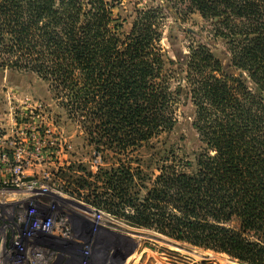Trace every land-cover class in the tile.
Here are the masks:
<instances>
[{"label": "trees", "instance_id": "obj_1", "mask_svg": "<svg viewBox=\"0 0 264 264\" xmlns=\"http://www.w3.org/2000/svg\"><path fill=\"white\" fill-rule=\"evenodd\" d=\"M169 3L213 23L234 73L205 44L177 56L204 146L194 173L169 157L144 193L143 171L127 158L178 122L162 48L166 7L136 9L124 33L120 0H0V68L48 83L89 143L115 155L116 166L96 177L102 188L89 185L87 204L240 264H264V0Z\"/></svg>", "mask_w": 264, "mask_h": 264}, {"label": "rangeland", "instance_id": "obj_2", "mask_svg": "<svg viewBox=\"0 0 264 264\" xmlns=\"http://www.w3.org/2000/svg\"><path fill=\"white\" fill-rule=\"evenodd\" d=\"M120 1L115 14L123 23L124 33L131 31L136 9L167 8L162 48L169 61L168 68L173 70V88L180 98L174 129L127 158L143 171L140 185L144 193L169 157L188 162L184 171L194 173L196 159L204 146L193 125L195 108L188 96L185 72H180L175 63L177 56L187 55L191 45L205 44L226 71L234 73V69L228 46L215 37L213 23L198 13H189L181 6L172 5L177 0ZM168 3L175 8L169 7ZM87 135L83 124L78 118L70 117L48 83L34 73L0 68V152L5 151L11 157L18 147L23 158L19 164L13 160L6 165L0 163V176H25L26 186L34 177L60 193V198L44 195L40 199L45 204H52L59 217L69 219L73 239L68 243V249L66 243L53 247L45 245L47 251L42 261L33 259V245L27 242L26 254L19 251L6 254L14 242L22 241L20 234L25 227L21 226V221L26 218L25 209L31 195L27 192L17 196L21 200L13 204L10 199L15 195L0 191V243L4 241V248H0V264H240L226 255L136 227L101 210L102 218L95 217L94 210L98 209L87 204L85 199L92 191L89 185L97 183L102 188V183L96 179L99 170L116 166L117 160L112 152L91 145ZM88 173L94 176H87ZM46 176L48 179H44ZM2 181L0 190L15 189ZM63 199L80 204L94 214L75 208Z\"/></svg>", "mask_w": 264, "mask_h": 264}, {"label": "built area", "instance_id": "obj_3", "mask_svg": "<svg viewBox=\"0 0 264 264\" xmlns=\"http://www.w3.org/2000/svg\"><path fill=\"white\" fill-rule=\"evenodd\" d=\"M32 136L35 138V135ZM12 160L18 164L23 160L21 157V150L18 147L15 148V153H13L11 157L5 151L0 152V163L2 165L9 164ZM1 179L3 180V184L15 187L14 190L7 192L0 190L2 194L9 193L16 196H13L14 198L10 199L11 201L8 199L11 203H19L21 199L17 198V196L27 192L31 195L30 203H27L25 209L26 218L21 221V226L25 227L20 234L22 241L14 242L13 247L10 250H6L5 253L12 255L15 251H19L26 254V246L33 245V259L42 261L43 254L47 251L45 245L53 247L55 244L64 245L66 243L68 249V243L73 242L70 229L72 227L69 224V219L66 217H59L52 204H45L40 199V197L44 195L60 198L59 195L61 194H57V191L43 185L42 182L34 177H32L33 180L27 186L24 181L25 176H3ZM44 179H48V176ZM31 200H34V203H32ZM102 216L103 215L97 217L95 215L97 218H101ZM0 248H4V241L0 243Z\"/></svg>", "mask_w": 264, "mask_h": 264}, {"label": "bare ground", "instance_id": "obj_4", "mask_svg": "<svg viewBox=\"0 0 264 264\" xmlns=\"http://www.w3.org/2000/svg\"><path fill=\"white\" fill-rule=\"evenodd\" d=\"M62 202V201H61ZM63 202H65V203H70L71 205H73L75 208H78V209H80V210H83L84 212H86V213H88V214H94L91 210H89V209H87V208H85V207H82L81 205H79V204H74V203H71V202H68L67 200H64L63 199ZM64 204V203H63ZM73 208V207H72ZM77 209V210H78ZM102 218V217H101ZM106 221V220H105Z\"/></svg>", "mask_w": 264, "mask_h": 264}, {"label": "water", "instance_id": "obj_5", "mask_svg": "<svg viewBox=\"0 0 264 264\" xmlns=\"http://www.w3.org/2000/svg\"><path fill=\"white\" fill-rule=\"evenodd\" d=\"M80 205V204H79ZM83 207V206H82ZM95 215L97 216V217H99V216H101L102 215V213L100 212V211H98V210H95Z\"/></svg>", "mask_w": 264, "mask_h": 264}, {"label": "flooded vegetation", "instance_id": "obj_6", "mask_svg": "<svg viewBox=\"0 0 264 264\" xmlns=\"http://www.w3.org/2000/svg\"><path fill=\"white\" fill-rule=\"evenodd\" d=\"M58 259L63 260L62 258H58Z\"/></svg>", "mask_w": 264, "mask_h": 264}, {"label": "crops", "instance_id": "obj_7", "mask_svg": "<svg viewBox=\"0 0 264 264\" xmlns=\"http://www.w3.org/2000/svg\"><path fill=\"white\" fill-rule=\"evenodd\" d=\"M3 178V176L0 177V179Z\"/></svg>", "mask_w": 264, "mask_h": 264}]
</instances>
